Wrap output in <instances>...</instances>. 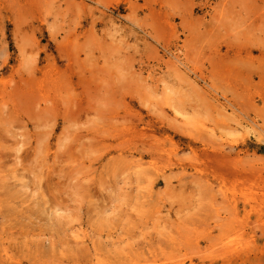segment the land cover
<instances>
[{"label":"rangeland","instance_id":"1","mask_svg":"<svg viewBox=\"0 0 264 264\" xmlns=\"http://www.w3.org/2000/svg\"><path fill=\"white\" fill-rule=\"evenodd\" d=\"M0 264H264V0H0Z\"/></svg>","mask_w":264,"mask_h":264}]
</instances>
